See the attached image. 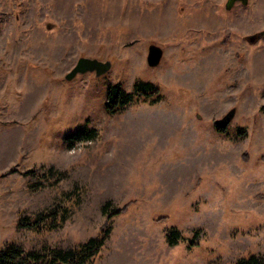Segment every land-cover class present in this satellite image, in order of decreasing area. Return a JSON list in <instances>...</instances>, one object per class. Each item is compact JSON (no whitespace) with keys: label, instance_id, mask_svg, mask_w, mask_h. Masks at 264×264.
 <instances>
[{"label":"rangeland","instance_id":"rangeland-1","mask_svg":"<svg viewBox=\"0 0 264 264\" xmlns=\"http://www.w3.org/2000/svg\"><path fill=\"white\" fill-rule=\"evenodd\" d=\"M228 1L0 0V252L109 223L89 264H264V0ZM81 58L111 69L68 80ZM139 81L158 93L108 113Z\"/></svg>","mask_w":264,"mask_h":264},{"label":"trees","instance_id":"trees-1","mask_svg":"<svg viewBox=\"0 0 264 264\" xmlns=\"http://www.w3.org/2000/svg\"><path fill=\"white\" fill-rule=\"evenodd\" d=\"M158 88L152 83L137 82L134 85V92H126L120 84L109 85L106 93L107 102L105 108L110 114H117L127 108L135 101L137 94L152 96L158 93ZM97 136L95 129H89L86 125L72 135L66 136L68 147L71 148L77 142L83 140H93ZM104 207V212L108 215V221L111 220L112 214L108 213ZM121 211L116 212L118 214ZM111 233L108 223L97 238L90 239L87 243L79 245L73 249L64 250L60 248H45L41 252L26 253L13 246L0 252V264H89L92 257L96 256L104 247L107 238ZM180 234L173 231L169 234V243L177 244ZM256 256L242 259L238 264H260Z\"/></svg>","mask_w":264,"mask_h":264},{"label":"water","instance_id":"water-1","mask_svg":"<svg viewBox=\"0 0 264 264\" xmlns=\"http://www.w3.org/2000/svg\"><path fill=\"white\" fill-rule=\"evenodd\" d=\"M241 1L243 4H247V0H229L227 7L230 8L235 2ZM250 42H254L255 37H249ZM163 51L161 48L152 45L149 48V54L147 58L148 65L150 67H157L162 59ZM111 69V62H101L96 59L81 58L78 60L76 66L67 75V79H74L78 74H85L87 72H95L97 76L106 74ZM235 115V110L230 111L224 118L217 120L215 125L219 129H225Z\"/></svg>","mask_w":264,"mask_h":264},{"label":"flooded vegetation","instance_id":"flooded-vegetation-1","mask_svg":"<svg viewBox=\"0 0 264 264\" xmlns=\"http://www.w3.org/2000/svg\"><path fill=\"white\" fill-rule=\"evenodd\" d=\"M220 131V130H219ZM221 131H223V130H221Z\"/></svg>","mask_w":264,"mask_h":264}]
</instances>
